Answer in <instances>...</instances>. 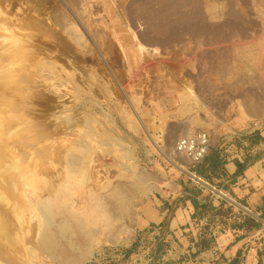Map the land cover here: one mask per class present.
I'll list each match as a JSON object with an SVG mask.
<instances>
[{
	"label": "rangeland",
	"instance_id": "rangeland-1",
	"mask_svg": "<svg viewBox=\"0 0 264 264\" xmlns=\"http://www.w3.org/2000/svg\"><path fill=\"white\" fill-rule=\"evenodd\" d=\"M0 82L23 86V101H15L22 106L8 116L29 142L10 150L6 136L0 146V203L11 207L1 189L6 167L23 160L27 176L40 168L44 185L53 180L58 192L54 206L41 192L42 224L36 235L23 228L19 264H224L225 232L237 235L238 264H264V208L251 213L222 190L200 187L175 152L179 138L204 131L151 130L143 120L151 103L168 106L157 92L165 83L189 93L195 121L208 108L215 118L241 91L264 98V0H0ZM166 176L185 183L191 197L196 189L224 202L194 218L195 235L172 236L170 215L159 228L145 226L144 204L166 207ZM24 212H15L18 228L35 223ZM258 213L255 230L238 229ZM194 237L206 245L196 247Z\"/></svg>",
	"mask_w": 264,
	"mask_h": 264
},
{
	"label": "crops",
	"instance_id": "crops-1",
	"mask_svg": "<svg viewBox=\"0 0 264 264\" xmlns=\"http://www.w3.org/2000/svg\"><path fill=\"white\" fill-rule=\"evenodd\" d=\"M164 81L167 82L166 79ZM157 92L164 93L166 98L168 96L169 104L165 107L159 102L151 103L143 119L145 125L151 130L161 127L167 129L172 125H176L181 127L182 132L186 134L190 130L204 131L209 137L207 154L212 149L217 148L222 163V172L219 171L217 177L214 178L215 184H218V187L230 198L232 204L251 213L252 211L256 212L258 208L262 210L264 208V98H253L241 91V93L235 95V99L232 101L224 99L217 110L215 118L208 108L200 114V121L198 119L195 121L189 117L192 109L189 93L186 90L178 86L168 89L165 83ZM223 96L227 97L225 94ZM207 106L206 104L203 107ZM209 107L212 108L213 104H210ZM254 133L258 134L261 141L255 143L252 147H248L246 138ZM235 141L239 142L240 145L236 146ZM246 155L257 158L240 175L235 176L236 162L243 163ZM179 164L178 167L182 169H190L187 162L181 160ZM165 180L171 187L170 190H163L161 194L164 199L162 203H165L166 207L159 212L155 203L148 202L144 204L142 209L144 211L145 226L159 228L165 217L170 215L168 226L172 236H182L192 230L195 235L194 223L197 220L194 221V218L198 216H194L196 211L192 203L193 197L185 190V183L177 182L169 176H166ZM207 196L206 192L200 193L196 198V202L198 204H210L214 210L219 209L220 201ZM233 212L235 213L236 210L233 209ZM250 218L259 224L258 218H261V214L258 213L256 218ZM234 234V232H225L221 234L218 240L220 245H224L221 250H225L223 254L227 261L233 259L239 252L240 245L235 246L237 235ZM251 234H248L249 237H252ZM253 234H263V231L257 230ZM193 239L197 243V238L194 237Z\"/></svg>",
	"mask_w": 264,
	"mask_h": 264
},
{
	"label": "bare ground",
	"instance_id": "bare-ground-1",
	"mask_svg": "<svg viewBox=\"0 0 264 264\" xmlns=\"http://www.w3.org/2000/svg\"><path fill=\"white\" fill-rule=\"evenodd\" d=\"M206 9H207V14H211L213 9H214V6H212V7L208 6V7H206ZM252 48H250V49H252ZM254 51H257V50L255 49ZM250 53H248V54H250ZM252 53H253V51H252ZM241 55H242V53H241ZM245 57H246V55H245ZM245 57H243V59ZM12 75H14V74L11 73V78H12ZM7 78H8V76H7ZM15 78H16V76H15ZM12 79H14V78H12ZM23 79L25 80V78H23ZM8 80L11 81L12 83H13V81H15V80H11L9 78H8ZM21 80H22V78H21ZM5 82H3V83L0 82V146H4V144H5L4 139L6 136H8L11 140V143L9 145L10 150L17 149L19 146V147H21V151H24L26 148H28L29 142L26 140L22 141V138H21V134H22L21 132L22 131L18 128L19 125L16 121L18 119L14 120L15 118H11L10 116H8L11 114V112L13 113L14 111H16V109H18L19 106H22V105H20V102H15V101H17V100L21 101V99L23 101V95H24L23 86L20 84L19 85H17V84L13 85L12 83L8 84ZM5 97L12 98L14 102L13 103H9V102L5 103L4 100H1V99H4ZM24 100H26V99H24ZM5 117H6V119H5ZM13 132H14V135H13ZM1 149L2 148L0 147V163H2L4 161V154H2ZM10 150L8 151L9 153L11 152ZM39 157L40 156L37 153L36 158H39ZM2 165L3 164H0V169L4 168V167H2ZM27 167H28V163L25 162L24 160L18 166H16L15 164H13V165L11 164V165L6 167V168H8V171H7L8 178H5V179H4V177L2 178L4 188H1V189L7 193V195L10 197V202H11L10 208H7L2 203H0V263H2V264H19L20 261L17 260V258L19 259V258L23 257V254L20 252V248H18L16 246V244L22 243V241H23V238L20 236L21 232L23 231V228L27 227L31 233L35 232L34 235L37 234L38 229H39V223L42 220L41 217L43 215V208H44V198L40 197L41 192L42 191L48 192L49 195L47 198L51 200L50 204H52L53 206L57 202V193L58 192H57V186L54 184V181L50 180V181H52V183H50V184L45 183V185H44V183L42 182V178H40L41 177L40 176V173H41L40 168H39V171H36L35 168H31V173H30V175L27 176V172H26ZM3 175H4V173H3ZM16 176L19 177V180H17V181H16ZM69 176H70V174L67 175V178H69ZM7 179H8V181H7ZM9 181H10V183L14 182L11 189L8 187V185H10ZM39 184H41L42 186H40ZM13 186H16V191L19 192V194H14V192L11 191ZM64 188H65V186H64ZM10 195L15 196V197H11ZM27 201L30 203L29 205H26ZM13 208H15L16 211H18L19 208L23 209V211H25L24 213H26L27 215L28 214L31 215L29 217H31V219L33 218L35 220V223L30 224V222H26L27 226H23L21 228H18L19 225H18V223H16L17 221L15 218L17 213L15 214L16 211L14 212L12 210ZM24 222H23V224H24ZM41 224H42V222H41ZM27 230H25V231H27ZM40 232H41V230H40ZM12 234H17V237H19V239L16 240L17 242H13ZM42 238H40V240H39V242H37V244H35V242L33 241L35 246L33 245V243L31 245H33L34 248L39 249L37 247V245L40 246V245H42V243H44L43 242L44 240ZM27 242L29 243V240L26 239L25 243L27 244ZM47 242H49V241H47ZM28 245H30V244H28ZM47 248L54 250L51 247L50 248L47 247ZM53 254H54V252H53Z\"/></svg>",
	"mask_w": 264,
	"mask_h": 264
},
{
	"label": "trees",
	"instance_id": "trees-1",
	"mask_svg": "<svg viewBox=\"0 0 264 264\" xmlns=\"http://www.w3.org/2000/svg\"><path fill=\"white\" fill-rule=\"evenodd\" d=\"M261 141L260 137L258 136V134L254 133L252 135H250L249 137L246 138V143L248 144V147H252L255 143ZM236 146H239V142L235 141L234 143ZM252 158L249 155H246L243 163H239L236 162V175H240L242 173L243 170H245L250 164H252L254 162V160L256 159ZM221 159L219 157V153H218V149L214 148L210 151L209 154H207L204 159L202 160L201 163H199L198 165H196L195 167H193V172L200 178H202L203 180H205L207 183H209L211 186L216 187L217 189L222 190L220 187H218V184H215L214 178L217 177V173L221 171ZM199 190L196 189H190V193L193 194V199H192V203L194 205L195 208V215L200 216L203 215L206 211V208H208V210L213 209L212 206L210 204H198L196 202V198L197 196L201 193H199ZM209 196V195H208ZM207 196V197H208ZM224 205L223 201H220V207L219 209H217L216 211H219ZM259 226V224L257 222H255L252 218L249 217H245L244 221L240 224L237 225L238 229L240 230H244L245 233H249L251 230H255L257 227ZM207 239H205V237L200 238V240L196 243V247H203L204 245H206V241ZM224 264H238V260L237 258H233L230 261H225Z\"/></svg>",
	"mask_w": 264,
	"mask_h": 264
},
{
	"label": "built area",
	"instance_id": "built-area-1",
	"mask_svg": "<svg viewBox=\"0 0 264 264\" xmlns=\"http://www.w3.org/2000/svg\"><path fill=\"white\" fill-rule=\"evenodd\" d=\"M209 150V137L205 132H196L190 136L182 137L175 143V152L187 158L192 167L202 162ZM197 185L200 187H207L211 192H217V190L210 186L200 177H197L195 173H188ZM195 179V180H194ZM204 187V188H205ZM214 191V192H213ZM219 194L222 193L219 191Z\"/></svg>",
	"mask_w": 264,
	"mask_h": 264
}]
</instances>
